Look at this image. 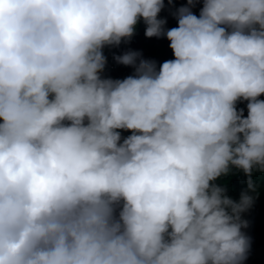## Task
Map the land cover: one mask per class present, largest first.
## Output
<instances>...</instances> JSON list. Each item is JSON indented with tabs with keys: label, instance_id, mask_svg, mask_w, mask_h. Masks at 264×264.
I'll return each instance as SVG.
<instances>
[{
	"label": "clouds",
	"instance_id": "1",
	"mask_svg": "<svg viewBox=\"0 0 264 264\" xmlns=\"http://www.w3.org/2000/svg\"><path fill=\"white\" fill-rule=\"evenodd\" d=\"M163 8L0 0V264H244L264 172V0H187L171 29ZM141 19L174 59L128 51L114 59L134 74L102 78L103 49ZM232 169L248 177L239 201L216 183Z\"/></svg>",
	"mask_w": 264,
	"mask_h": 264
},
{
	"label": "trees",
	"instance_id": "2",
	"mask_svg": "<svg viewBox=\"0 0 264 264\" xmlns=\"http://www.w3.org/2000/svg\"><path fill=\"white\" fill-rule=\"evenodd\" d=\"M187 0H173L172 4L164 0V8L159 14L160 19L167 21L165 28L171 29L178 26L174 13L180 7L186 6ZM202 3H197L192 11L199 16ZM145 28L141 19L136 27V32L128 42H121L118 47H105L104 56L108 58L112 65L111 69L105 67L101 73L102 78H111L113 80H123L134 74V68L118 64L114 57L123 55L128 51L141 53V58L153 60L157 67L167 60L174 59L173 53L169 47V41L164 38H147ZM259 99L264 100V96ZM238 110H243L244 116H247V102L242 101L237 104ZM247 180L243 172L232 169L229 175L221 177L216 183L226 189V194L235 201H239L240 195L247 189ZM252 180L255 184V192L252 193L256 198L253 206L245 213H242V219L248 222V227L242 229L247 237L250 238V249L244 264H264V172L254 171Z\"/></svg>",
	"mask_w": 264,
	"mask_h": 264
},
{
	"label": "built area",
	"instance_id": "3",
	"mask_svg": "<svg viewBox=\"0 0 264 264\" xmlns=\"http://www.w3.org/2000/svg\"><path fill=\"white\" fill-rule=\"evenodd\" d=\"M104 50H105V48L103 49V54H104ZM105 67L108 68V69H111V68H112V65H111V63L109 62V60H108L107 57H106V65H105ZM122 132H124V131H121V133H122ZM125 132H126V135H125L124 138H126L128 135L131 134L130 132H127V131H125ZM122 140H123V138H122Z\"/></svg>",
	"mask_w": 264,
	"mask_h": 264
},
{
	"label": "water",
	"instance_id": "4",
	"mask_svg": "<svg viewBox=\"0 0 264 264\" xmlns=\"http://www.w3.org/2000/svg\"><path fill=\"white\" fill-rule=\"evenodd\" d=\"M125 135H126V132H125V131L121 133V137H122V138H124Z\"/></svg>",
	"mask_w": 264,
	"mask_h": 264
}]
</instances>
